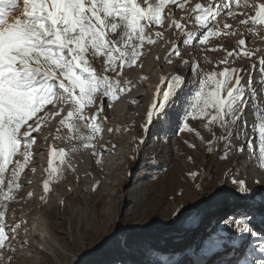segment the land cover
I'll return each instance as SVG.
<instances>
[{"label": "rangeland", "instance_id": "1", "mask_svg": "<svg viewBox=\"0 0 264 264\" xmlns=\"http://www.w3.org/2000/svg\"><path fill=\"white\" fill-rule=\"evenodd\" d=\"M25 1L31 35H0V264H264L234 199L264 189V0Z\"/></svg>", "mask_w": 264, "mask_h": 264}, {"label": "bare ground", "instance_id": "2", "mask_svg": "<svg viewBox=\"0 0 264 264\" xmlns=\"http://www.w3.org/2000/svg\"><path fill=\"white\" fill-rule=\"evenodd\" d=\"M19 1L21 2V5H22L21 6V10L18 11V14L16 16H14L13 18H11V20L7 23V25L3 29V31L0 32V35L3 32L4 33H9V32L12 33L13 34V35H11L12 38H14L16 36L18 38L19 37L21 38V36H27V35L30 36L31 35V32L33 31V29H34V27L36 25L37 15L33 11V8L31 6V4L27 3V1H25V0H18V2ZM14 2L15 1L12 0V3H14ZM74 9H75V12L78 15H81L83 18H86L88 20L90 19L88 17V15L82 13L79 8H74ZM225 11L227 12L228 9L225 10ZM209 14H210V11H208V12L205 13L206 16H208ZM191 17L192 16H190L189 19ZM262 59H263V57H262ZM23 68L22 69H23V72H24L25 77H26L25 79H27V76L29 74L28 73L29 72V68H28V66H23ZM163 79H164V74H162V73H155L154 74V77L152 79L153 81L146 82L144 84L145 85V88L147 89V91L149 92V94L151 96V102H155L157 100L158 93H159L160 88H161V82H162ZM240 80H242V78H239V71L237 70L236 71V74H235V77H234V82H233L232 85L237 84L238 86H240L242 84V82ZM16 81H18V83H20L21 87H23V88H26V87H28L29 85L32 84L31 83L32 82L31 80H16ZM6 83L0 85V90L2 89V87H4V85ZM41 101H42V104H41V111H42V109H44L45 107H48V104H47V102L44 99H42ZM103 110H106V107L105 106H104V109ZM134 113H135V116H138V113H136V112H134ZM38 115L41 116L42 115V112L38 113ZM48 126H49V124H48ZM44 134L45 133H43V135H37L36 136L37 137V143H36L37 145L34 146V147H32V149L34 151V156H35L34 158L36 159V161H38V159H39L38 155L41 153L42 150L45 149V145H48V142H47L48 141L47 140V135L48 134L47 133H46L47 135H44ZM131 142H134L135 143V139L132 138ZM76 148L77 147L75 145L73 147V149H76ZM232 157H235V158H238L239 159L241 157L240 151L239 150H236L235 153L232 155ZM227 162H229V156H226V157H223L222 159H220V161H218V163L216 165L217 171H216L215 174L219 175V173L223 169V166ZM97 165H99V164L97 163ZM97 167H99V166H97ZM190 168H191V166H190ZM239 173L240 174H243V173H247V172H245V170H241ZM262 185L264 186V184H262ZM263 186H261V187H263ZM234 187H235L234 190L236 191L235 196H234L235 197L234 198L235 201L237 203H240L242 206L246 202L247 203L249 202V204L253 205L256 208V212L258 213V219L264 221V189H258V190L254 189L253 191H250L249 192V190H247V188H246L247 186L243 182H237ZM193 188H194L193 185L188 184V189L191 192V201L193 202V204H195L197 202V197H196V194H195ZM210 197H211L210 199H212L210 201V203H218L220 201V198L222 196H219V195H214L213 196L212 195ZM244 199H245L246 202L243 201ZM255 235L257 237V241L261 240L264 237V234L263 233L255 234ZM235 245H238V241L237 240H235ZM237 247H239V246H237ZM228 261L230 262L231 260H228ZM250 261H252V260H250Z\"/></svg>", "mask_w": 264, "mask_h": 264}]
</instances>
